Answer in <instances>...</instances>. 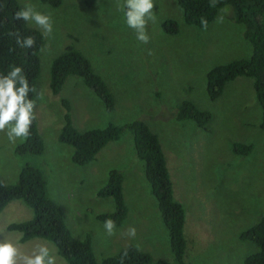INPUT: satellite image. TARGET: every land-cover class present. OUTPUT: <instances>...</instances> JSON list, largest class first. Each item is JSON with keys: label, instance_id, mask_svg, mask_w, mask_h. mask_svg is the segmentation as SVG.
Returning a JSON list of instances; mask_svg holds the SVG:
<instances>
[{"label": "rangeland", "instance_id": "1", "mask_svg": "<svg viewBox=\"0 0 264 264\" xmlns=\"http://www.w3.org/2000/svg\"><path fill=\"white\" fill-rule=\"evenodd\" d=\"M18 2L21 8L24 3H32L54 22L53 32L40 51L35 90V115L44 151L40 157L20 158L15 149L22 139L13 143L0 133V180L14 184L24 163L38 167L47 181L48 195L61 207L72 235L91 236L98 264L128 246L149 254L154 261L171 262L168 233L131 134L125 131L119 140L109 142L84 167L73 164L72 148L57 141L64 124L63 98L69 100L71 119L81 131L108 123L120 126L141 118L159 137L174 198L185 210V262L242 264L256 252V246L240 240L239 235L264 216V130L259 127L262 111L254 98L251 79L237 78L214 102L206 92L205 76L210 69L251 56V45L243 38L242 26L231 21L230 8L217 16H223V23H217L216 18L204 30L184 21L175 0H154L156 20L149 21L150 41L143 44L118 10L124 0H63L57 8L39 0ZM169 19L179 26L174 35L162 29V23ZM70 46L90 59L115 95L117 103L111 113L74 76L66 79L58 95L50 92L52 60ZM183 100L210 112L207 131L191 122L174 120L175 108ZM235 142L253 144V151L247 156L236 155L232 152ZM112 169L123 175L127 214L116 234L109 237L96 216L113 212L115 206L110 198H98L97 192ZM32 218V210L22 201L11 202L0 214V240L17 243L24 254L47 245L57 264H66L52 243L41 239L21 243L20 233L7 231L9 224ZM129 227L136 228L135 238L126 235Z\"/></svg>", "mask_w": 264, "mask_h": 264}, {"label": "trees", "instance_id": "2", "mask_svg": "<svg viewBox=\"0 0 264 264\" xmlns=\"http://www.w3.org/2000/svg\"><path fill=\"white\" fill-rule=\"evenodd\" d=\"M63 0H39L51 8H57ZM181 9L184 21L202 29L200 18L204 17L211 24L220 11L230 8L231 21L241 25L243 38L251 45V56L247 59H236L226 64L210 69L206 76L207 97L217 101L226 94L227 85L237 78L252 80L254 98L261 111L259 127L264 130V0H216V6L210 7V0H175ZM21 10L18 0H0V74H7L10 66H20L27 76L30 87L29 98L35 101V90L41 69L40 51L46 42L42 31L33 24L15 20L17 11ZM162 29L167 35L178 32L179 26L174 20L162 23ZM32 36L35 46L30 49L21 48L16 44V36ZM74 76L94 93L102 103L104 110L111 113L117 100L108 84L99 75L85 54L75 48L68 47L54 56L50 66V92L56 96L62 91L66 79ZM64 108V124L58 134L57 141L72 148L71 161L79 167L93 162L97 154L109 143L117 141L128 131L136 156L144 165V176L149 184L150 192L157 203L162 222L167 230L172 259L169 261H154L149 254L138 251L134 246H128L120 252L102 259L101 264H187L185 255L187 241L184 235L185 210L180 202L175 200L173 183L167 168L166 158L158 135L141 118H136L123 125L108 123L102 127H93L83 131L77 129L70 116L71 105L68 99H61ZM36 116V115H35ZM174 120L180 123L191 122L195 127L208 130L212 120L208 111L201 110L193 102L183 100L175 108ZM253 144L235 142L232 152L247 156L253 151ZM44 151V141L38 130L36 116L27 139L17 145L15 154L22 157H40ZM99 198H110L115 210L111 213H101L96 220L101 224L112 219L116 228L121 226L127 214L123 195V175L119 170L112 169L108 180L98 192ZM13 201H22L33 212L31 220L11 223L7 231L21 234V243L32 239H41L52 243L57 254L66 264H98L92 248L90 235L74 237L67 226L61 207L48 195L47 181L42 171L33 164L24 163L14 184H4L0 180V214ZM239 239L256 246L257 251L248 255L242 264H264V216L253 226L241 232ZM127 251L128 255L123 256Z\"/></svg>", "mask_w": 264, "mask_h": 264}, {"label": "clouds", "instance_id": "3", "mask_svg": "<svg viewBox=\"0 0 264 264\" xmlns=\"http://www.w3.org/2000/svg\"><path fill=\"white\" fill-rule=\"evenodd\" d=\"M154 0H124L118 10L124 14V20L128 28L136 33V39L148 44L150 37L147 33L149 21L155 22ZM210 7L216 6V0H210ZM15 20L34 24L47 37L53 32V20L49 14L37 11L35 5L24 3L21 10L14 16ZM223 16H219L217 23H223ZM200 25L204 30L208 28L206 18H200ZM16 36V44L21 48L30 49L35 46L32 36L21 37L19 32L11 33ZM7 74H0V133H4L10 142L17 139H27L35 120V101L29 98L33 90L28 82L24 70L20 66H10ZM106 235L111 237L116 234V224L112 219L103 223ZM129 238H135L136 228L129 227L126 231ZM128 255L127 251L123 256ZM0 264H57V259L47 245H38L30 254L21 252L17 243L10 240H0ZM123 264V259L121 260Z\"/></svg>", "mask_w": 264, "mask_h": 264}]
</instances>
